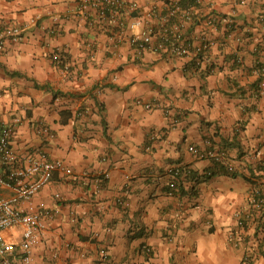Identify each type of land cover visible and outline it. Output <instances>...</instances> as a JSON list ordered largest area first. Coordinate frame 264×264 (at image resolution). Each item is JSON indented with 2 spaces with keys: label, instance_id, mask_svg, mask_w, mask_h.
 I'll list each match as a JSON object with an SVG mask.
<instances>
[{
  "label": "crops",
  "instance_id": "obj_1",
  "mask_svg": "<svg viewBox=\"0 0 264 264\" xmlns=\"http://www.w3.org/2000/svg\"><path fill=\"white\" fill-rule=\"evenodd\" d=\"M81 1L0 0V28H24L0 56V128L20 120L10 138L20 164L41 151L76 174H56L33 199L48 215L32 264H264L257 224L229 241L251 182L264 186V0H201L183 30L192 49L213 43L200 67L196 55L139 56L127 43L132 20L179 0H137L122 41L95 12L83 20ZM189 147L223 151L233 175ZM3 236L21 240L19 229Z\"/></svg>",
  "mask_w": 264,
  "mask_h": 264
},
{
  "label": "built area",
  "instance_id": "obj_2",
  "mask_svg": "<svg viewBox=\"0 0 264 264\" xmlns=\"http://www.w3.org/2000/svg\"><path fill=\"white\" fill-rule=\"evenodd\" d=\"M200 3L201 0H193L191 4L183 7L180 0L170 1L166 7V13L160 16L154 8L149 9L143 17L135 18L129 25L130 29L137 28L139 32L127 38L128 45L139 56L144 51L166 54L175 58L196 55V65L200 67L203 60L199 55L212 47L213 43L203 40L200 46L192 49L183 36L185 26L194 20L196 7ZM91 11L110 26L115 40L122 41L125 38L123 29L125 17L138 11V2L137 0H82L78 15L86 20V13ZM156 19L157 22H154ZM205 21L208 26H211L215 18L207 15ZM23 29L18 25L0 28V56L4 52L6 41L20 42L22 40ZM56 59H58L57 55L54 56V60ZM68 70V66L62 67L63 72ZM206 70L212 73L215 68L206 67ZM258 91L261 95L264 91V82L259 83ZM144 104L146 109L152 106L150 103ZM19 122V119H14L12 124H5L0 128V162L7 168L5 176L0 174V189L11 191L9 197L0 196V264H32V248L39 243L45 232L44 217L48 215L43 204L35 207L32 205L34 197L51 183L56 174H60L64 179L76 178V174L68 165L61 161L49 160L41 151L28 155L20 164L10 144L11 135ZM37 133L50 136L49 130L45 127L39 128ZM188 150L196 159L213 161L218 166H223L228 173L234 171L232 166L226 164L227 157L223 151L214 149L200 151L194 147H189ZM169 175L173 179L169 188L175 189L174 181L181 175V171L179 168H172L169 170ZM258 195L259 193L252 189L248 209L235 216L237 230L229 236L233 247L241 243L252 223L260 224V229L264 232V198ZM22 204L27 206L22 207ZM11 229H19L21 232V240L18 244L7 241L3 236L5 231ZM259 250L264 253V246ZM241 263L252 264V257L244 255Z\"/></svg>",
  "mask_w": 264,
  "mask_h": 264
},
{
  "label": "trees",
  "instance_id": "obj_3",
  "mask_svg": "<svg viewBox=\"0 0 264 264\" xmlns=\"http://www.w3.org/2000/svg\"><path fill=\"white\" fill-rule=\"evenodd\" d=\"M193 2V0H180V4L184 7V6H187V5H189V4H191ZM264 19V18H263ZM263 23H264V20H263ZM205 53V52H204ZM202 56V55H201ZM201 56H200V58H201ZM63 57V56H62ZM62 57L61 58H59V59H56L57 60V63L59 64H61L62 66H64V64L62 63ZM56 60H54V62L56 61ZM207 71V70H206ZM207 73H208V71H207ZM221 169H223L224 170V172L227 174V175H229V176H232L233 174V172L232 173H228L225 169H224V167L222 166L221 167ZM262 172L264 173V164L262 165ZM263 177H264V175H263ZM255 182V181H254ZM254 182H251L253 185V189L255 190V191H257L258 193H259V195H258V197H261V198H264V186H262V184H258L257 182L256 183H254ZM169 190H175V189H170L169 188ZM261 193H262V195H261ZM257 229L258 228H261V225L260 224H258L257 225V227H256Z\"/></svg>",
  "mask_w": 264,
  "mask_h": 264
}]
</instances>
